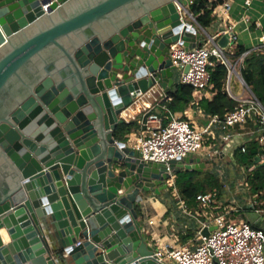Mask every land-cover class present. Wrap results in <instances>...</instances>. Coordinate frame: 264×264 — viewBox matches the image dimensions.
<instances>
[{"label":"water","instance_id":"water-1","mask_svg":"<svg viewBox=\"0 0 264 264\" xmlns=\"http://www.w3.org/2000/svg\"><path fill=\"white\" fill-rule=\"evenodd\" d=\"M191 5L0 0V264H161L137 207L217 161L146 162L115 133L142 95L173 87L171 45L204 43L181 20Z\"/></svg>","mask_w":264,"mask_h":264},{"label":"built area","instance_id":"built-area-1","mask_svg":"<svg viewBox=\"0 0 264 264\" xmlns=\"http://www.w3.org/2000/svg\"><path fill=\"white\" fill-rule=\"evenodd\" d=\"M217 0H211V2ZM233 0H223L214 9V14L227 17L232 7ZM252 0H246V6L251 5ZM47 8V7H46ZM191 30L204 29L197 22L194 14L189 11L181 13V20L187 19ZM264 54V33L259 38V46L256 50ZM250 52L242 54L233 62L225 49L217 45L214 38L207 36L199 48L187 49L182 42L175 43L170 47V58L173 66L181 71L180 83L192 86L194 89L192 105L199 101L211 90V76L209 67L213 65L212 60L225 65L228 69V79L225 83V91L229 96L239 103L238 109L229 112L224 118L210 116L208 122L202 127L193 125L183 118L176 117L170 113L171 120L164 124V118L157 114L151 115L145 122V129L133 148L139 150L146 162L168 163L173 160H182L191 155L213 158L215 153L202 154L204 151L205 137H211L214 129L223 131L220 143L232 139L230 130L237 126H245L248 123L258 125L263 133L259 142L264 145V106L256 98L251 88L242 81L241 69ZM186 68L188 71L186 72ZM239 68L240 73L237 71ZM239 74L242 85L250 96L246 98L236 97L232 91V76ZM169 94L158 87L151 88L135 101L123 114L126 123L137 120L139 115H146L153 108L159 107L164 101H170ZM129 145L130 140L128 141ZM264 164V156L259 157V162L249 169H242L246 189L250 190L247 183V173L253 171L256 165ZM175 176L168 182L169 189L172 188L177 206L185 217L196 218L198 228L195 235L184 245L169 247L161 244L155 249L153 258L161 264H264V230L256 229L246 221H235L229 216L230 213H216V195L213 193L199 195L198 202L202 208L201 212H192L184 200L180 197L174 182ZM153 224V222H150ZM214 228L207 237L205 230Z\"/></svg>","mask_w":264,"mask_h":264},{"label":"crops","instance_id":"crops-1","mask_svg":"<svg viewBox=\"0 0 264 264\" xmlns=\"http://www.w3.org/2000/svg\"><path fill=\"white\" fill-rule=\"evenodd\" d=\"M211 3L210 0L209 4L211 5ZM214 16L216 19L213 24L209 28L203 29L208 36L215 39L216 43L224 34H231V41L234 43H230L226 53L233 62L238 59L233 57L236 46L244 47L249 52L256 50L259 46V38L264 33V0H252L250 6H246V0H233L227 17L222 18L215 14ZM237 71L240 73L239 68ZM180 77L181 71L177 70L174 76V85L166 92L175 91L177 84L180 83ZM232 91L236 97L246 98V88L242 85L241 78L237 73L232 76ZM212 96L213 94L209 90L202 99H210ZM199 102L197 105L191 104L183 112L176 113V117L195 121L196 126L202 127L208 122L210 116L201 109ZM255 129L256 126L252 122L245 126L232 128L230 134L233 137L230 141L220 143V147L216 151H203L202 154L215 153L213 158L206 157L205 160L215 159L217 161V164L210 169L225 182V197L222 200L216 199L215 212L230 213L229 217L233 220H243L264 230V196L261 194L251 195L250 190L246 189L242 170L235 171L233 163V153L237 147L244 144L254 133L257 132L259 136L263 134L260 130L256 131ZM141 132L138 131L129 136L127 141L130 140L131 146H134L135 137L138 138ZM232 142H237V145L226 146ZM168 192L161 196L150 194L140 203L142 211L140 220L146 228V235L151 246L155 249L160 248L157 239H160L164 246L177 247L181 245L178 238L180 230L186 233L188 229L192 228L196 231L198 228L197 219L183 216L176 200L172 199L173 197L171 198L167 194ZM170 206L174 210L171 213L178 215V220L172 217V214L168 215ZM151 221L153 224L150 223Z\"/></svg>","mask_w":264,"mask_h":264},{"label":"trees","instance_id":"trees-1","mask_svg":"<svg viewBox=\"0 0 264 264\" xmlns=\"http://www.w3.org/2000/svg\"><path fill=\"white\" fill-rule=\"evenodd\" d=\"M192 0L190 11L194 14L197 22L202 28H209L215 21L214 9L223 2V0ZM248 52L244 47L236 46L234 48V58H239L242 54ZM213 65L209 67L211 76V92L213 96L210 99H202L199 102L201 109L209 116H219L224 118L229 112H233L239 107V103L232 99L225 91V83L228 79V69L225 65L219 63L214 58ZM242 77L251 88L256 98L264 106V54L252 51L246 57L241 69ZM194 89L192 86L177 84L174 92H167L171 97L170 101H164L159 107L153 108L146 115H141L137 120L130 123H124L117 128L115 136L120 141H127L132 133L145 129V122L149 116L157 114L164 118V124L171 120L170 113L176 114L185 111L193 100ZM256 126V131L260 128ZM260 136L257 132L253 134L244 144L234 150L233 163L234 170L240 172L242 169H249L255 164L260 156H264V145L259 142ZM247 183L250 186L251 195L261 194L264 196V164L256 165L253 171L247 173ZM175 186L180 197L184 200L192 212H201L202 208L198 202L199 195L213 193L217 200L225 197V182L212 169L199 171H183L175 175ZM171 191L167 193L171 198ZM174 199V198H172ZM138 214L142 217L140 206L137 207ZM173 207H169L168 215L179 219L178 215L171 213ZM259 229L256 226H253ZM194 229H188L186 233L183 230L178 232V238L181 245L187 243L194 236Z\"/></svg>","mask_w":264,"mask_h":264},{"label":"rangeland","instance_id":"rangeland-1","mask_svg":"<svg viewBox=\"0 0 264 264\" xmlns=\"http://www.w3.org/2000/svg\"><path fill=\"white\" fill-rule=\"evenodd\" d=\"M246 96H250V93L247 91ZM189 122L193 125V127H199L196 126L197 123L195 121L189 120ZM213 136L205 137L204 139V151L210 152V151H216L220 147V138L223 135V131L214 129L212 132ZM137 141V138L135 137V143ZM135 145V144H134ZM170 190H173L172 188ZM172 197L175 198L174 192L171 191ZM169 202V201H168ZM168 205V204H167ZM155 238H157L155 236Z\"/></svg>","mask_w":264,"mask_h":264},{"label":"bare ground","instance_id":"bare-ground-1","mask_svg":"<svg viewBox=\"0 0 264 264\" xmlns=\"http://www.w3.org/2000/svg\"><path fill=\"white\" fill-rule=\"evenodd\" d=\"M0 235H2L3 240L7 243L9 242V235L5 229L0 230Z\"/></svg>","mask_w":264,"mask_h":264}]
</instances>
